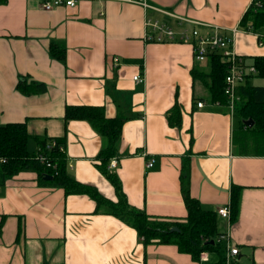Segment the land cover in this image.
<instances>
[{"label":"crops","instance_id":"1","mask_svg":"<svg viewBox=\"0 0 264 264\" xmlns=\"http://www.w3.org/2000/svg\"><path fill=\"white\" fill-rule=\"evenodd\" d=\"M249 3L76 0L73 6L44 10L41 0H0V124L24 122L27 149L34 153L39 140L61 139L68 173L116 200L113 186L96 166L106 138L84 119L64 118V108L98 105L106 117H122L111 157L116 165L109 168L108 162L107 169L116 173L127 204L151 217L184 220L179 176L185 163L189 193L203 209L216 212L218 206H230L231 187H238L236 218L231 221L216 212L217 233L228 234L224 248L227 243L237 248L228 264H264V155L238 153L232 141L239 123L234 104L212 101L205 84L193 75L207 70L206 58L195 60L187 42L142 38L146 17L175 25L158 8L218 26L220 34L231 37ZM199 30L211 28L200 25ZM233 41L246 63L264 55V39L260 45L252 33L235 31ZM51 45L57 53L63 50V57H56ZM136 73L141 81L133 80ZM247 82L264 86V77L255 72ZM198 101L203 105L197 106ZM175 104L180 121L170 124ZM150 157L153 165L146 168ZM94 209L88 195L66 194L54 182L40 183L30 169L0 177V264L218 260L216 252L201 251L203 256L200 252L194 259L175 244H144L127 222Z\"/></svg>","mask_w":264,"mask_h":264},{"label":"trees","instance_id":"2","mask_svg":"<svg viewBox=\"0 0 264 264\" xmlns=\"http://www.w3.org/2000/svg\"><path fill=\"white\" fill-rule=\"evenodd\" d=\"M241 27L251 25L254 29H264V5L257 12L245 11ZM51 52L58 58L63 57V50L57 53L54 45ZM207 70L193 72L205 84L210 92L211 100L226 104L224 94V77L227 64L221 54L211 51L206 55ZM252 64L256 68V76L264 77V55L253 57ZM250 77L252 75H249ZM248 76V77H249ZM18 87L27 91V87L18 84ZM36 89V86H35ZM237 99L234 101V112L239 118V126L232 131V141L239 154L264 155V86L245 83L237 86ZM180 111L175 104L168 115L170 124H178ZM64 118L84 119L88 121L100 134L106 138V144L98 153L97 168L109 180L114 188L116 200L103 196L89 184L76 180L67 171V158L62 149L61 139L54 138L55 144L46 149L47 140H39V150L48 159L55 163V168L47 167L35 153L27 149L28 132L24 122L0 124V177H6L23 169H30L37 174L38 182L61 186L66 194H86L95 201L94 212L100 208L118 217L131 225L136 233L142 237L143 243H171L181 252H186L197 259L201 251L216 252L218 260L214 264H225V248L222 242L217 241L216 212L203 209L198 199L192 197L188 190V168L182 164L180 171V192L186 207L184 220H167L147 215L143 210L127 204L121 190L119 179L115 172L107 169L109 159L115 152V142L120 135L123 118L119 116L106 117L103 109L98 105H66ZM251 118L253 124L245 125L242 120ZM46 174L52 175L50 180L44 179ZM237 186L230 190V217L233 221L238 208ZM176 227V229H172ZM235 264V263H229Z\"/></svg>","mask_w":264,"mask_h":264},{"label":"built area","instance_id":"3","mask_svg":"<svg viewBox=\"0 0 264 264\" xmlns=\"http://www.w3.org/2000/svg\"><path fill=\"white\" fill-rule=\"evenodd\" d=\"M76 0H41V7L44 10H49L55 6L60 4L73 6ZM264 0H250L246 11L257 12L261 8H263ZM168 16L173 17L175 21V25L169 23L166 20H159L150 17H146L144 20V28H143V40L146 42L154 41V42H162V41H180L187 42L192 45L194 59L197 61H202L206 58V55L211 51H216L221 54L222 59L227 64L226 74L224 77V94L227 97L228 105L233 107L234 101L237 99L236 89L239 84H243L246 78L249 75H252L256 72V68L253 64L246 63L242 56L238 55L234 50V41L233 34L235 31H243L249 32L256 36L258 39V44H262V40L264 39V29H254L251 25L246 27H237L232 28V36L227 37L219 33L218 26H211L209 24H202L195 20H190L184 18L182 16H178L168 10L159 9ZM184 22H190L191 26H183ZM200 25H205L211 28L210 32L202 33L199 30ZM177 26L179 28L177 29ZM133 80L141 81L142 75L140 73H136L132 76ZM197 106L203 105L202 101H198ZM54 139H50L45 148L49 149L51 146L55 144ZM59 149H62V146H58ZM42 151V150H41ZM38 150L34 158L40 160V162L44 163L47 167L55 168V163L46 157V155ZM153 158H148L146 160V168H150L153 165ZM116 165L115 158H111L109 160L108 167L112 168ZM216 212L225 217H230V206L222 205L216 208ZM217 241L222 242L228 240V234H218ZM226 253H225V262L228 264V257L230 255H234L237 253V248L230 247L228 243L226 244ZM200 256H203V253H200Z\"/></svg>","mask_w":264,"mask_h":264},{"label":"water","instance_id":"4","mask_svg":"<svg viewBox=\"0 0 264 264\" xmlns=\"http://www.w3.org/2000/svg\"><path fill=\"white\" fill-rule=\"evenodd\" d=\"M242 122L245 125L251 126L253 124V120L251 118L243 119ZM44 179L50 180L52 178V175L46 174L43 176ZM172 229H176V227H173Z\"/></svg>","mask_w":264,"mask_h":264},{"label":"rangeland","instance_id":"5","mask_svg":"<svg viewBox=\"0 0 264 264\" xmlns=\"http://www.w3.org/2000/svg\"><path fill=\"white\" fill-rule=\"evenodd\" d=\"M238 126H239V123H238V125H237V126H235V128H237ZM235 128H234V129H235Z\"/></svg>","mask_w":264,"mask_h":264}]
</instances>
